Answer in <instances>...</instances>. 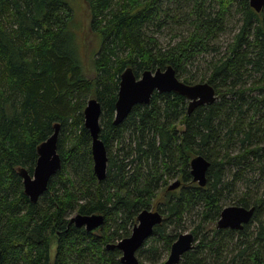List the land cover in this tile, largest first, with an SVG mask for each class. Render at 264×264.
Here are the masks:
<instances>
[{"label":"trees","instance_id":"obj_1","mask_svg":"<svg viewBox=\"0 0 264 264\" xmlns=\"http://www.w3.org/2000/svg\"><path fill=\"white\" fill-rule=\"evenodd\" d=\"M97 44L82 64L67 0H0V264H121L108 245L130 235L144 208L163 216L137 250L162 264L181 230L195 243L187 264H264V7L248 0H84ZM230 39L218 41L227 24ZM174 31L166 41L158 34ZM96 50V51H95ZM206 58V69L192 72ZM173 66L185 83L209 82L213 102L187 112L176 92H157L114 124L120 74ZM101 106L104 179L92 168L83 125L88 99ZM60 123L61 168L32 203L17 167L32 174L36 145ZM209 162L204 186L190 161ZM171 179L180 180L168 190ZM253 207L241 229L216 228L227 205ZM71 213L103 215L93 232ZM71 215V216H70Z\"/></svg>","mask_w":264,"mask_h":264},{"label":"water","instance_id":"obj_2","mask_svg":"<svg viewBox=\"0 0 264 264\" xmlns=\"http://www.w3.org/2000/svg\"><path fill=\"white\" fill-rule=\"evenodd\" d=\"M248 3L256 12L264 7V0H248ZM119 78L114 124L121 122L134 105L148 104L154 91L176 92L184 96L188 100V113L199 105L213 102L216 98L215 90L209 82L185 83L177 77L171 65L163 69L156 68L154 71L144 70L139 77L135 76L132 67H127ZM100 115V103L95 98L88 99L83 109V125L91 138L92 168L98 180L104 179L107 167V149L99 137ZM59 128L60 123H55L52 133L36 145L37 158L32 174L25 167H17V172L22 178L23 192L32 203L44 193L49 179L61 168V159L57 152ZM208 167L209 162L204 157L201 155L193 157L190 161L192 181L204 186ZM179 184L180 180H174L167 189H176ZM252 212L253 207L245 208L234 204L224 206L216 222V228L241 229L250 220ZM162 219V214L157 210L144 208L138 213L130 235L123 237L115 244L108 245L110 248L116 247L121 252V264H138L137 250ZM103 221V215L99 213H76L70 218V222L76 227H82L87 232L98 230ZM194 243L195 239L191 231L178 234L162 264H187L181 262L182 256L192 249Z\"/></svg>","mask_w":264,"mask_h":264},{"label":"rangeland","instance_id":"obj_3","mask_svg":"<svg viewBox=\"0 0 264 264\" xmlns=\"http://www.w3.org/2000/svg\"><path fill=\"white\" fill-rule=\"evenodd\" d=\"M67 1L70 3L72 7L73 30L76 32L79 38V42H80V48H79L80 59H81L82 64L86 67V70H88V69H91L92 53L94 49L97 50L99 44H97V41L95 40L96 38L94 37L93 33L88 30L89 14H88L87 5L84 2V0H67ZM238 26H239V22H232L231 18H229L226 31L220 34L218 38L219 43L220 42L222 43L230 39L232 32H234L235 29L237 30ZM183 30H184V27L174 28L173 30L168 28V29L162 30L161 34H158V36L160 37V41H166V39L172 35L173 31L176 34L177 33L182 34ZM206 58L207 57L205 56H200L199 58L196 59L193 65L194 68H192L193 73L195 72L197 74H200L205 71ZM173 181L174 179H171L169 183ZM73 214L74 213H71V215ZM185 231H189V230L188 229L181 230L180 233L185 232Z\"/></svg>","mask_w":264,"mask_h":264}]
</instances>
